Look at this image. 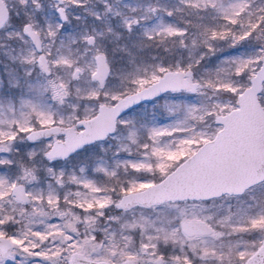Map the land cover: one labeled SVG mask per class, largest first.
I'll use <instances>...</instances> for the list:
<instances>
[{
    "label": "snow or ice",
    "instance_id": "6c2138e0",
    "mask_svg": "<svg viewBox=\"0 0 264 264\" xmlns=\"http://www.w3.org/2000/svg\"><path fill=\"white\" fill-rule=\"evenodd\" d=\"M0 264H264V0H0Z\"/></svg>",
    "mask_w": 264,
    "mask_h": 264
}]
</instances>
